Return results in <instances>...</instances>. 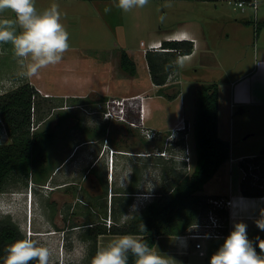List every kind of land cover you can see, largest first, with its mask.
<instances>
[{
    "label": "rangeland",
    "instance_id": "374dc122",
    "mask_svg": "<svg viewBox=\"0 0 264 264\" xmlns=\"http://www.w3.org/2000/svg\"><path fill=\"white\" fill-rule=\"evenodd\" d=\"M238 1L149 0L144 8L125 13L115 6L116 0H36L39 11L53 3L59 6L70 47L61 63L41 69L30 79L18 75L22 69L11 44H0V95L30 83L38 91L32 108V131L48 127L55 131L47 149L49 172H34L29 177L14 175L0 192V218H11L25 235L30 233L49 246L51 264H84L88 245L80 235L86 224L105 225L110 217L111 198L121 195L129 186L136 191L131 206L117 217L113 214L112 219L119 225H126L139 214L162 186L194 171L198 92L203 84H223L226 80L220 82L217 71L208 73L206 79H198L199 89L192 82L186 87L184 101L178 96L181 85L172 82L176 80V65L172 64L169 70L167 85L160 88L152 80L142 42L148 46L161 32L196 22L210 33L220 31L226 38L227 30L232 32L233 27H238L234 23L244 15L264 20V0H258L257 14L251 7L243 11L236 5ZM166 3L172 6L165 8ZM106 6L111 8L110 12L104 11ZM246 35L251 37L249 31ZM124 50L138 65L135 75L121 68ZM227 68H231L230 64ZM205 71L199 74H206ZM123 97H141L130 102L129 111L133 114L128 112L129 122L105 120L102 111L106 101ZM142 103L147 104L144 128L156 132L153 138L143 133L142 124L130 123L136 121L132 117L139 115ZM249 118L243 123L240 116L236 117L231 135L226 129L220 134L230 137L234 157L243 151L257 150L261 135H251L252 129L245 128L251 125L253 115ZM182 126H186L181 133L184 138L179 140L177 127ZM104 127L106 131L101 134ZM9 142L0 115V145ZM166 150V156L159 155ZM186 156L191 157L190 165L184 160ZM218 172L204 185L203 192L227 191L230 181L238 188L244 175L238 161L230 160ZM221 176L223 180L218 179ZM102 177L107 180V191L100 181ZM29 191H33L31 205L27 201ZM22 197L26 199L20 200ZM205 240L219 247L224 241H200Z\"/></svg>",
    "mask_w": 264,
    "mask_h": 264
},
{
    "label": "trees",
    "instance_id": "16d2710c",
    "mask_svg": "<svg viewBox=\"0 0 264 264\" xmlns=\"http://www.w3.org/2000/svg\"><path fill=\"white\" fill-rule=\"evenodd\" d=\"M263 28L264 20H261L258 23V31ZM163 45L171 51L168 53L146 52L152 80L160 88L167 84L169 70L179 60V56L190 54L194 50L192 41H164ZM120 65L124 71L131 75L137 73L136 61L125 50L121 53ZM37 95V89L30 83L0 95V115L10 137L9 143L0 145V192L5 189L16 174L29 177L34 172L41 174L49 172L50 167L46 164L49 155L47 149L53 141L55 131L51 127L32 131L34 123L32 108L35 106ZM219 105V85L217 83L203 84L198 92L197 112L194 120V142L197 155L194 171L190 175L176 178L167 186H162V189L154 193L145 208L126 225H119L114 220L115 224L108 228L102 223L88 222L86 229L80 235L88 245L84 264H90V260L98 248L100 234H140L142 235L141 239L153 248L160 235L183 234L190 226L201 222L210 208L209 199L220 197L201 194L204 185L213 179L224 163L231 159V143L229 140L223 139L219 133ZM129 112L131 113V111ZM130 113L129 117H131ZM132 118L136 121L140 120L139 115ZM105 131L104 127L101 134H104ZM178 138L183 140L184 135L180 134ZM248 162L260 166L254 171L260 174L261 179L255 180L249 174ZM240 165L247 171V176L242 179L240 184L241 194L246 197H262L264 195V148L260 155L245 158ZM100 181L105 184L107 191L106 178L102 177ZM135 192L133 186H129L126 191L120 193L121 195H116L114 199L111 198L110 215L112 218L113 214L117 217V215L128 211ZM90 203L93 205L92 202ZM220 215L227 221L228 228L225 230L227 235L229 232V210L220 211ZM142 224L146 231H140ZM24 236L21 228L11 218H0V264H3L7 246ZM260 243H264V233L252 242L256 251L260 250ZM129 264H133L131 256Z\"/></svg>",
    "mask_w": 264,
    "mask_h": 264
},
{
    "label": "crops",
    "instance_id": "0c3cea01",
    "mask_svg": "<svg viewBox=\"0 0 264 264\" xmlns=\"http://www.w3.org/2000/svg\"><path fill=\"white\" fill-rule=\"evenodd\" d=\"M257 19L260 21L258 16ZM234 24L238 27H233L232 32L227 30L226 38L220 31L210 33L199 22L194 23V25L167 30L158 34L156 39L152 41L157 47L149 48L147 45H143L145 46L143 50L145 52L162 51L168 53L171 50L164 47V41H192L194 43L192 53L180 55L179 66H177V62L174 63L177 68L175 73L173 72L176 80L172 82L181 85L178 96L182 97L184 101H186L184 93L188 90L186 87L192 82L199 89L198 79H206L208 73L217 71L220 74L219 77H221V79L218 77V80L220 82L226 80L223 84H218L220 87L219 133L221 134L226 129L231 135L235 129L234 120L236 117L240 116V120L244 123L247 120L250 121L249 117L253 115L251 125L246 126L244 124V126L247 129H252L251 135H261L257 150L253 152L243 151L234 157L231 147L233 163L238 161L240 164L244 158H253L260 155L264 148V28L258 31V34L255 33L252 14L236 19ZM250 29L253 31V36H251ZM247 31L250 32L251 37L246 35ZM222 52L224 54L220 59L219 55ZM228 64L231 68H227ZM205 69L206 74L200 75L199 71ZM229 74H232V76ZM233 76L234 80L230 79ZM169 80L170 78H168V82ZM145 107L147 108V104H145ZM221 137L230 141L228 136ZM218 173L215 176H218ZM243 177L244 175L242 179ZM218 179L223 180L222 176ZM242 179L238 183V188H235L230 181V187L227 191L224 190L218 193L202 192L210 196L231 197L235 202L229 208L228 234L235 224L243 223L246 225L249 240L253 242L256 237L264 233V202L260 197H246L241 194L240 184ZM183 234L160 235L156 239L153 250L161 255H166L170 260V264H209L210 257L218 250L219 245L205 240L202 241L201 247L197 248V241L188 240ZM119 235L121 234H100L98 236V248L106 245L107 242ZM134 235L140 239L142 237L140 234ZM259 252L260 250H257L258 254H264Z\"/></svg>",
    "mask_w": 264,
    "mask_h": 264
},
{
    "label": "clouds",
    "instance_id": "9594fccd",
    "mask_svg": "<svg viewBox=\"0 0 264 264\" xmlns=\"http://www.w3.org/2000/svg\"><path fill=\"white\" fill-rule=\"evenodd\" d=\"M148 3L149 0H116L115 6L127 13L144 8ZM171 6V3L164 5L165 8ZM104 11L110 12L111 8L106 6ZM5 13L12 16L6 17ZM160 20L163 22L164 17L161 16ZM0 44H11L13 55L22 69L18 75L24 78L30 79L41 69L61 63L70 45L69 33L61 23L59 6L53 3L39 11L36 0H0ZM32 192L27 195L30 205ZM128 218V215L124 216L125 220ZM140 231H146L143 224ZM259 248L264 253V243H260ZM5 251L3 264H51L50 247L30 234L15 240ZM130 256L133 264H170L166 255L154 251L146 241L134 234H121L97 248L90 264H129ZM209 264H264V254L257 253L247 236L246 225L237 223L212 254Z\"/></svg>",
    "mask_w": 264,
    "mask_h": 264
},
{
    "label": "built area",
    "instance_id": "2783aa9c",
    "mask_svg": "<svg viewBox=\"0 0 264 264\" xmlns=\"http://www.w3.org/2000/svg\"><path fill=\"white\" fill-rule=\"evenodd\" d=\"M236 5L241 8L243 11L246 10V7H251L255 10V14H257V10L259 8V1L258 0H239L238 2H236ZM253 21H254V29H255V33L258 34V19L257 16L254 18L253 17ZM142 45H144V42H142ZM149 48H153V47H157L156 44H154L153 42H151L148 45ZM141 97H123L121 99H116V98H112V99H108L105 103V105L103 106V118L107 121H123V122H129L128 119V112H129V107H130V102L131 100H136L139 99ZM146 108L143 105V103L141 104V107L139 109V121H132L130 122L131 124L136 126L142 124V131L143 133L149 137V138H153L156 136V132L152 131L148 128H144V122H145V114H146ZM185 126L182 127H177V131H181ZM34 128V127H33ZM35 130V129H34ZM168 154V151H162L159 153L160 156H166ZM245 159V158H244ZM184 160L188 162V164H191V157L186 156L184 157ZM114 161H112L113 163ZM231 162H233V159H231ZM248 168L250 170L249 174L255 179V180H259L261 179L260 174L255 172V169H259L260 166L258 165H254L251 162L247 163ZM243 169V168H242ZM244 171V177L245 178L247 176V171ZM113 175V167H112V171L110 173V176ZM261 187H263L261 185ZM151 197V196H150ZM261 200L264 202V195L262 197H260ZM234 200H232L231 197L227 198V197H216V198H210L209 199V203H210V208L207 212V214H205L204 218L201 220V222L193 224L192 226H190L185 232H184V237L188 240H196V247L200 248L202 245V239H214V238H223L226 236V232L225 230L228 228V224L227 221L224 217H222V215H220V211L222 210H229L230 206L232 205V203L234 204ZM115 224V221L112 219L111 215L107 221V223H105V225H107L108 228H111L112 225ZM30 234V233H29Z\"/></svg>",
    "mask_w": 264,
    "mask_h": 264
},
{
    "label": "bare ground",
    "instance_id": "6f19581e",
    "mask_svg": "<svg viewBox=\"0 0 264 264\" xmlns=\"http://www.w3.org/2000/svg\"><path fill=\"white\" fill-rule=\"evenodd\" d=\"M176 38V37H175ZM178 39V38H177ZM182 40H185V39H182ZM30 192V191H29ZM28 201V200H27ZM32 203H33V200H32ZM29 222V221H28Z\"/></svg>",
    "mask_w": 264,
    "mask_h": 264
}]
</instances>
